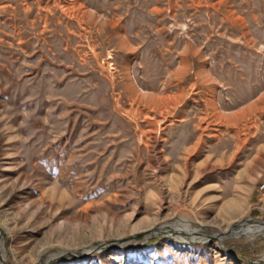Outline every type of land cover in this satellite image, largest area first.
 Segmentation results:
<instances>
[{
  "label": "rangeland",
  "instance_id": "1",
  "mask_svg": "<svg viewBox=\"0 0 264 264\" xmlns=\"http://www.w3.org/2000/svg\"><path fill=\"white\" fill-rule=\"evenodd\" d=\"M262 180L264 0H0V264H264Z\"/></svg>",
  "mask_w": 264,
  "mask_h": 264
},
{
  "label": "bare ground",
  "instance_id": "2",
  "mask_svg": "<svg viewBox=\"0 0 264 264\" xmlns=\"http://www.w3.org/2000/svg\"><path fill=\"white\" fill-rule=\"evenodd\" d=\"M187 219V218H186ZM248 226V230L245 232V235L247 237H250V238H253L255 237V235H259V234H264V223H258L257 224H249L247 225ZM194 231V230H193ZM238 231V230H237ZM175 232L173 229H171V231L168 233L169 235L168 236H171V237H178V235L176 233H173ZM152 233V232H149V234ZM237 233V232H236ZM166 234V233H165ZM188 234H189V237H193V235L188 231ZM1 235V234H0ZM239 235V234H238ZM243 235V234H242ZM183 237V236H182ZM181 238V237H180ZM222 238V237H221ZM195 239V237L192 238V240ZM197 239V238H196ZM205 239V238H204ZM207 240V238L205 239V241ZM189 242H194V241H189ZM105 247L107 246H104V247H100V248H97L95 250H103ZM2 248V247H1ZM94 249H90L89 251H92ZM1 260V259H0Z\"/></svg>",
  "mask_w": 264,
  "mask_h": 264
},
{
  "label": "built area",
  "instance_id": "3",
  "mask_svg": "<svg viewBox=\"0 0 264 264\" xmlns=\"http://www.w3.org/2000/svg\"><path fill=\"white\" fill-rule=\"evenodd\" d=\"M259 192L261 193V197H260V202H261V209L264 213V180L261 181L260 185H259Z\"/></svg>",
  "mask_w": 264,
  "mask_h": 264
},
{
  "label": "water",
  "instance_id": "4",
  "mask_svg": "<svg viewBox=\"0 0 264 264\" xmlns=\"http://www.w3.org/2000/svg\"><path fill=\"white\" fill-rule=\"evenodd\" d=\"M94 251H98V250H95V249H94Z\"/></svg>",
  "mask_w": 264,
  "mask_h": 264
}]
</instances>
